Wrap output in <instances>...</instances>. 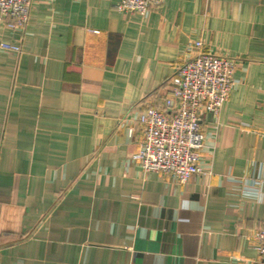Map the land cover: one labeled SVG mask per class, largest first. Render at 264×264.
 <instances>
[{"label":"crops","instance_id":"obj_1","mask_svg":"<svg viewBox=\"0 0 264 264\" xmlns=\"http://www.w3.org/2000/svg\"><path fill=\"white\" fill-rule=\"evenodd\" d=\"M33 0L0 23V264H264V0ZM238 60L186 184L145 173L137 119L195 53ZM135 127L133 135L129 129Z\"/></svg>","mask_w":264,"mask_h":264},{"label":"built area","instance_id":"obj_2","mask_svg":"<svg viewBox=\"0 0 264 264\" xmlns=\"http://www.w3.org/2000/svg\"><path fill=\"white\" fill-rule=\"evenodd\" d=\"M32 1L0 0V23L23 33ZM162 2L120 0L115 7L119 12L146 17ZM0 50L19 54L21 46L1 42ZM189 51L195 54L175 69L164 108L148 106L136 120L143 139L139 150L131 156L145 173L163 174L180 184L211 171L202 163L206 137L201 116L204 112L220 113L236 83L234 73L238 65L233 57L209 52L202 41L191 44ZM134 132L135 127H131L129 134ZM254 238L259 259L264 262V227Z\"/></svg>","mask_w":264,"mask_h":264}]
</instances>
